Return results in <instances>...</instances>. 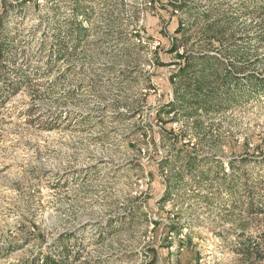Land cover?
<instances>
[{
    "label": "rangeland",
    "instance_id": "obj_1",
    "mask_svg": "<svg viewBox=\"0 0 264 264\" xmlns=\"http://www.w3.org/2000/svg\"><path fill=\"white\" fill-rule=\"evenodd\" d=\"M20 2L0 0L16 37L17 75L26 79L0 114V264L47 254L59 264H264L235 252L238 234L264 231V214L246 210L247 190H264V95L172 124L199 156L198 176L185 173L159 203L164 177L182 174L188 158L152 119L176 68L154 67V50L167 45L160 31L171 33L178 16L170 7L156 12L151 0H91L88 38L52 62L46 25L62 34L73 0H29L18 10ZM188 21L187 48L201 49L200 25ZM245 155L251 161L241 162ZM159 159L169 160L165 169ZM168 224L178 231L165 237Z\"/></svg>",
    "mask_w": 264,
    "mask_h": 264
},
{
    "label": "trees",
    "instance_id": "obj_2",
    "mask_svg": "<svg viewBox=\"0 0 264 264\" xmlns=\"http://www.w3.org/2000/svg\"><path fill=\"white\" fill-rule=\"evenodd\" d=\"M27 1L29 0H22L17 9ZM90 1L73 0L70 22L63 27L62 34L54 24L46 25V30L54 35L47 43L49 59L52 62L63 60L68 51L77 49L88 38L89 24L86 22L91 16V7L88 5ZM234 1L227 7L216 5L212 8H202L189 0H151V6L156 12L161 11L162 7H170V13L178 16L171 33H168V30L160 31V35L167 40V45H158L154 50V67L174 64L176 68L169 70L170 95L157 104L152 119L162 124V135L175 139V147L185 150L188 155L184 165L180 167L182 174L177 173L173 178L164 177V189L157 198L159 203L168 200L170 191L178 188L185 173L194 176L198 168L194 160L199 156L192 154L187 145L180 144L182 135L172 124L181 118L190 119L201 114L223 111L246 102L254 95H264V64L258 63L259 50H264V0ZM10 5L7 12H16L15 5ZM181 16L187 19H182ZM189 19L192 22L198 21L200 25L199 40L201 44L206 42L201 45V49L187 48L192 34ZM43 34L46 35L45 30ZM15 39L14 30L0 14V114L4 103L26 81L24 76L17 75L18 69L14 60L16 53L13 49ZM42 45L44 46V43ZM160 52L162 55L171 56L170 63L160 57ZM148 86L149 89L156 90L154 82ZM251 159L252 156L245 155L241 162H249ZM232 162L229 160L233 181L236 183L239 180V171ZM168 164L167 159L157 161V167L160 169H165ZM262 182L264 185V179ZM235 186V189L238 188V185ZM247 196V212L264 214V190L260 194L247 190ZM165 229V237L173 231H178L172 224L165 225ZM238 236L235 252L240 254L245 262L264 261V231L255 238L243 234ZM63 244L65 243L60 242L62 250ZM161 246L169 250L171 242L165 241ZM59 261L58 258L47 254L32 264H59Z\"/></svg>",
    "mask_w": 264,
    "mask_h": 264
}]
</instances>
